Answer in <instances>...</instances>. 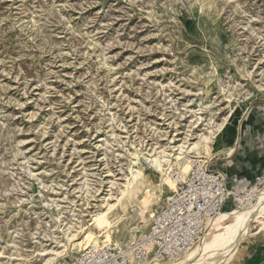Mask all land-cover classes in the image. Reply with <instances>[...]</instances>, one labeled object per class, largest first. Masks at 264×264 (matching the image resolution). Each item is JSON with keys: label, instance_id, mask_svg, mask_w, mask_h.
<instances>
[{"label": "rangeland", "instance_id": "1", "mask_svg": "<svg viewBox=\"0 0 264 264\" xmlns=\"http://www.w3.org/2000/svg\"><path fill=\"white\" fill-rule=\"evenodd\" d=\"M204 59L234 95L251 93L245 109L264 98V0H0V264H41L68 233L87 247L92 214L138 165L131 153L174 154L228 116L226 92L203 95ZM245 109L215 149L234 147ZM173 192L147 191L152 217ZM139 214L113 242L149 229Z\"/></svg>", "mask_w": 264, "mask_h": 264}, {"label": "bare ground", "instance_id": "2", "mask_svg": "<svg viewBox=\"0 0 264 264\" xmlns=\"http://www.w3.org/2000/svg\"><path fill=\"white\" fill-rule=\"evenodd\" d=\"M204 60L210 63L209 66L214 76L212 77L213 79H207L203 82V95L208 97L207 95L211 91L210 87L222 93L226 92L227 95L224 94V99L230 105L233 104L228 116L224 117L219 124H212V118H209L210 130L208 129L204 134L199 135L196 142L181 146L178 152L174 154H166L164 150L145 156L137 150V153H131L132 163H138V165L131 170L130 175L125 177L121 185L114 183L111 185L108 194L103 198L105 203L104 206L101 205L103 208L96 210L92 214L89 230L86 234L88 246L83 247L84 243L81 242L74 243V235L68 233L65 240L55 242V248L52 247L53 249L51 250L42 251L43 260L41 264H57L60 258L66 256L68 249L79 253L90 246L112 243V229L116 227L122 218L129 215L131 210L138 208V212L140 211L139 215L143 220L152 217V209L159 199L155 195L147 193L151 187L159 189L162 186H166L172 192L176 189L177 182L187 178L192 159L208 161L231 152L232 147L227 150H217L215 145L219 141L220 136L227 133L226 131L231 123L238 120L237 117L234 119L232 117L235 105L240 108V112H243L249 102L250 98L248 96L251 93L234 95L233 92L236 86L233 84L225 85L221 81L222 76L226 75L227 72L219 74L217 66L212 62V59ZM230 61L235 64L233 60L230 59ZM235 70L240 77L251 78V73L246 70L245 63H243L242 68H238L235 65ZM257 88L262 91L264 87L257 85ZM208 106L198 105V109L194 113L195 122L191 124L192 126L202 120V113L205 112ZM142 157L147 163L146 166L141 164L140 159ZM168 199L169 197L166 198V200ZM97 202L99 203L100 201L98 200ZM253 222L260 224L264 228V193L258 196L248 208L229 213H219L211 221L199 244L182 259L177 262L169 261L170 263L168 261L152 260L150 264H219L222 260L232 255L233 249L244 237L249 225ZM219 228L222 230L217 234V229ZM130 236L129 241L127 240L128 242L135 240L137 237L135 233Z\"/></svg>", "mask_w": 264, "mask_h": 264}, {"label": "built area", "instance_id": "3", "mask_svg": "<svg viewBox=\"0 0 264 264\" xmlns=\"http://www.w3.org/2000/svg\"><path fill=\"white\" fill-rule=\"evenodd\" d=\"M227 176L212 161L192 159L185 181H179L149 229L133 241H118L83 249L70 264H150L177 262L203 238L211 221L225 211L248 208L264 193V166L243 193L227 188Z\"/></svg>", "mask_w": 264, "mask_h": 264}, {"label": "crops", "instance_id": "4", "mask_svg": "<svg viewBox=\"0 0 264 264\" xmlns=\"http://www.w3.org/2000/svg\"><path fill=\"white\" fill-rule=\"evenodd\" d=\"M224 134H229L230 129ZM222 137V138H223ZM232 147V146H231ZM228 178L227 188L236 193L248 191L255 175L264 166V98L252 103L235 129L234 147L223 158L211 159ZM229 213L232 206L227 204ZM245 233L233 249L232 255L219 264H264V228ZM207 236V235H206Z\"/></svg>", "mask_w": 264, "mask_h": 264}]
</instances>
